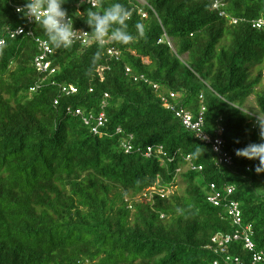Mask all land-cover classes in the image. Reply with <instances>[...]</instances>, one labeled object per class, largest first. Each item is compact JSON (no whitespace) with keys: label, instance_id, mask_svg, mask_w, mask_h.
<instances>
[{"label":"trees","instance_id":"obj_1","mask_svg":"<svg viewBox=\"0 0 264 264\" xmlns=\"http://www.w3.org/2000/svg\"><path fill=\"white\" fill-rule=\"evenodd\" d=\"M96 1L66 0L74 29L91 34L87 12L119 2L135 39L108 45L119 59L95 42L52 47L55 73L41 74L28 33L45 32L17 13L25 0H0V264H256L244 240L224 252L213 240L235 234L228 198L264 255V173L235 155L264 142L243 110L256 96L264 117V29L254 27L264 0ZM20 27L26 33L11 38ZM202 106L206 133L224 129L231 167L176 116ZM180 186L183 194L166 195Z\"/></svg>","mask_w":264,"mask_h":264},{"label":"clouds","instance_id":"obj_2","mask_svg":"<svg viewBox=\"0 0 264 264\" xmlns=\"http://www.w3.org/2000/svg\"><path fill=\"white\" fill-rule=\"evenodd\" d=\"M65 2L66 0H25V6L23 8L17 9V11L20 12L28 20L34 21L37 25H39L43 29V31L47 36L46 43L57 49L59 48L68 49L73 45L76 31H74L73 29V23L71 22L72 20L68 18V14L64 10L63 5L65 4ZM94 6L95 5H93V7ZM219 9L220 8H218L217 10ZM143 15L146 14L143 12L142 16ZM222 16L225 17L226 16L225 13H222ZM130 17H131V12L123 4L119 2L113 3L109 7L105 8L102 12H97V11L87 12L86 23L91 28V34L89 36L93 41H95L98 49H102L104 45L109 41L118 42L123 45H127L131 43L135 39V37L128 30V21ZM235 22L237 23V21ZM258 22H264V20L262 19L259 21H255L254 27ZM135 28L138 34H143L144 26L142 24L139 23L136 24ZM118 52L120 53L121 56V52L119 50ZM99 56H100V52L98 50L97 58H99ZM203 108L205 107L202 106L200 113L202 112ZM198 115H194V116H198ZM253 117L255 118L253 127L261 129L260 132L261 140H264V117L260 115ZM258 119H260L259 120L260 125H256V121ZM217 136H218V132H217ZM217 136L215 138H213L212 136L210 137L216 139ZM159 149H162V153L159 154L165 156L164 148L158 147L157 151ZM235 155L238 158L246 159L249 161H259V165L256 167L255 171L257 174L264 173V142L253 143L247 145L246 147L238 148L235 150Z\"/></svg>","mask_w":264,"mask_h":264},{"label":"built area","instance_id":"obj_3","mask_svg":"<svg viewBox=\"0 0 264 264\" xmlns=\"http://www.w3.org/2000/svg\"><path fill=\"white\" fill-rule=\"evenodd\" d=\"M7 1L12 2L13 0H7ZM80 2L81 3H88V4H91L92 6L97 5L96 0H80ZM221 6L222 5L220 4V2H217L215 5V8L218 9ZM19 8H23V7H18L17 9H19ZM17 13H20V12L17 11ZM143 16H144V18L146 17V15H143ZM68 18H70L72 20V18L70 16H68ZM27 21H28V24L30 26L36 24L34 21H30L28 19H27ZM71 22L73 23V20ZM255 27L259 28V29L264 28V22L256 23ZM73 29H74V25H73ZM29 31L30 32L28 33V35L35 38V41L39 44V54L35 59V68L41 74H54L55 69L53 68V62L51 61V57L54 55V49L52 48L51 45L46 43L47 39L35 37L32 29ZM74 31H76V33H75V38H74L73 44L79 42L83 46H89L93 42H95L91 39V37L89 36L90 33H88L87 31H80L78 29H74ZM8 33L11 36V38H15V37H18V36L25 34L26 29L20 27L16 31L9 30ZM5 41L6 40L1 41V43H0L1 47H3L5 45ZM110 43H111V41L107 42L104 46H108V45H110ZM108 53L111 56L116 57L118 59L120 57V53L114 47H109ZM128 72H129V70H128ZM32 91H35V90L33 89ZM65 91H66V89H65ZM71 91L73 93L77 92V90L75 88H71ZM172 97L175 98V95H172ZM164 102L166 104H168L167 106L170 105V102L168 99L165 98ZM169 107L171 108V110H174V108L171 105ZM205 111H206L205 108H203L202 112L198 116H194L193 114H191L185 110H180V111H176V116L178 119H180L182 121V123L186 129L193 131V132H196L199 135V138L201 140H203L204 142H206L207 144L212 146L213 153L216 155L218 164H220L222 166L231 167L233 165V159L228 154V152L226 151V148H225V142L223 140L224 129L223 128L219 129L218 136L216 139H213L208 134H206L204 131V129H205V116H204ZM77 114L82 115L81 111H78ZM104 120H105V115L101 114V116L99 117V122H100L99 125L100 126L103 125ZM259 120L260 119H258L256 121V125H260ZM85 121L87 124L89 123V120H85ZM95 131H97V130H95ZM126 149H127V152H130L132 150V147L127 146ZM157 152L162 153V149H159ZM153 153H154V149L149 148L148 153H147V157H151ZM188 161L190 162V159H188ZM191 166H192V170H194V171H196V170L202 171V168H200V167H195L193 165H191ZM233 192H234L233 188L229 189V191H228L229 196L232 195ZM222 197H223V195L217 191L216 185L213 184L211 186V195L209 197V202L213 206L219 208L223 205ZM225 202H226L225 206L227 207L228 216L232 220L234 227H235V234L233 237L232 236H228V237L218 236L213 240L214 244L218 245V247H219L218 250L221 249V251L224 252L226 250L227 246L229 244H231L232 242L244 240L246 243V245H245L246 249L249 250L251 253H253L254 263H256V264L257 263H264L263 253L260 254V253L256 252L255 244L253 243V241L251 239L252 238V227L247 226L244 223L243 212L241 210L240 204L238 202L233 201V200H229L228 198L225 199ZM228 261L232 262V259H228ZM235 262L239 263V260L235 259ZM215 264H219V263L216 262Z\"/></svg>","mask_w":264,"mask_h":264},{"label":"rangeland","instance_id":"obj_4","mask_svg":"<svg viewBox=\"0 0 264 264\" xmlns=\"http://www.w3.org/2000/svg\"><path fill=\"white\" fill-rule=\"evenodd\" d=\"M139 3L144 4L145 0H137ZM256 96H252L248 102L245 104L243 110L248 113L249 115L252 116H257L259 115V109L258 106L256 104ZM179 184L182 185V181H179ZM184 186H180V187H174L173 189H171V191L169 193H167L166 195H170L174 192H177L179 194H183L184 192ZM148 198H146V196H144L143 198H138V201L142 200V201H146Z\"/></svg>","mask_w":264,"mask_h":264}]
</instances>
